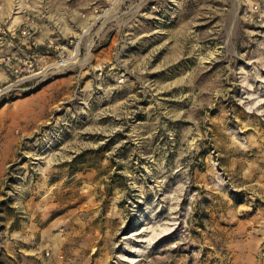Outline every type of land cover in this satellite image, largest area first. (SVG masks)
<instances>
[{
	"label": "rangeland",
	"instance_id": "rangeland-1",
	"mask_svg": "<svg viewBox=\"0 0 264 264\" xmlns=\"http://www.w3.org/2000/svg\"><path fill=\"white\" fill-rule=\"evenodd\" d=\"M0 264H264V0H0Z\"/></svg>",
	"mask_w": 264,
	"mask_h": 264
},
{
	"label": "built area",
	"instance_id": "built-area-1",
	"mask_svg": "<svg viewBox=\"0 0 264 264\" xmlns=\"http://www.w3.org/2000/svg\"><path fill=\"white\" fill-rule=\"evenodd\" d=\"M19 5L18 1L15 4V6L17 7ZM155 5L153 4L152 7H154ZM96 11V8H95ZM82 17H85V14L82 13L81 14ZM37 25L31 23L28 24L26 23L24 25V30L22 31L23 34H26L25 28L31 29L33 27H36ZM40 26V25H38ZM74 42L73 38L69 39V42L67 44L72 45ZM64 45H60L59 47H63ZM75 52L71 53L70 55H65L63 53H58V55L51 61L46 62L44 65H42L40 68H38L36 70V63L34 61V59L32 57H30L26 62H25V66H26V71H33L38 75H43V76H48V75H54L55 73H58L60 71H62L63 69H65L67 66L70 65L73 57L75 56Z\"/></svg>",
	"mask_w": 264,
	"mask_h": 264
},
{
	"label": "bare ground",
	"instance_id": "bare-ground-1",
	"mask_svg": "<svg viewBox=\"0 0 264 264\" xmlns=\"http://www.w3.org/2000/svg\"><path fill=\"white\" fill-rule=\"evenodd\" d=\"M75 52H77V46H76ZM161 233H162V232H161Z\"/></svg>",
	"mask_w": 264,
	"mask_h": 264
},
{
	"label": "crops",
	"instance_id": "crops-1",
	"mask_svg": "<svg viewBox=\"0 0 264 264\" xmlns=\"http://www.w3.org/2000/svg\"><path fill=\"white\" fill-rule=\"evenodd\" d=\"M63 22V21H62ZM62 22H60V23H62Z\"/></svg>",
	"mask_w": 264,
	"mask_h": 264
}]
</instances>
